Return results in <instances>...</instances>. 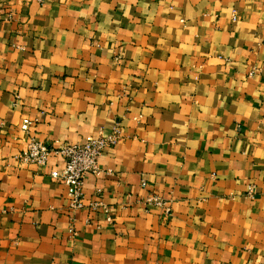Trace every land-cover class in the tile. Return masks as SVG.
<instances>
[{
	"label": "crops",
	"instance_id": "0c3cea01",
	"mask_svg": "<svg viewBox=\"0 0 264 264\" xmlns=\"http://www.w3.org/2000/svg\"><path fill=\"white\" fill-rule=\"evenodd\" d=\"M118 123L112 222L18 158ZM0 264H264V0H0Z\"/></svg>",
	"mask_w": 264,
	"mask_h": 264
},
{
	"label": "built area",
	"instance_id": "2783aa9c",
	"mask_svg": "<svg viewBox=\"0 0 264 264\" xmlns=\"http://www.w3.org/2000/svg\"><path fill=\"white\" fill-rule=\"evenodd\" d=\"M31 126L32 121L25 119L22 129L27 132ZM120 130V124L118 123L111 133L100 130L84 143L58 141L56 144L48 145L32 137L27 148L18 155V158L23 163H35L45 166L51 157H61L64 166L54 170L51 175L66 184L69 209L78 211L88 207L94 212H104L107 215V220L112 222L111 210L102 199L101 189H98L94 198L90 203H87L84 187L90 175H99L103 172L100 167V160L106 155L108 148L116 146L121 141ZM142 185L147 186V182L144 181ZM254 193L255 187H250L248 194L253 195ZM145 203L148 207L152 205L163 207L167 215L172 214L171 207L167 206L166 201L157 193L151 194ZM70 232L72 236L77 235L72 226Z\"/></svg>",
	"mask_w": 264,
	"mask_h": 264
}]
</instances>
